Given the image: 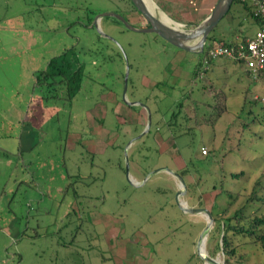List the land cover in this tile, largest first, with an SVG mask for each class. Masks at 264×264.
Wrapping results in <instances>:
<instances>
[{"label": "rangeland", "instance_id": "rangeland-1", "mask_svg": "<svg viewBox=\"0 0 264 264\" xmlns=\"http://www.w3.org/2000/svg\"><path fill=\"white\" fill-rule=\"evenodd\" d=\"M146 2L185 28L213 6ZM106 11L144 24L128 0H0V264H209L197 252L207 216L182 210L178 190L188 207L264 212L256 197L264 195V71L253 75L224 57L205 64L202 51L110 15L100 33L94 15ZM227 16L213 33L229 32ZM250 22L238 38L254 32ZM70 47L84 64L81 87L69 102L43 101V91L31 92V69ZM25 92L41 107L32 110L39 124L23 166L2 107ZM15 179L23 180L18 190ZM212 225L200 250L224 264L221 251L211 256ZM230 241L234 260L264 264V242L242 234Z\"/></svg>", "mask_w": 264, "mask_h": 264}, {"label": "trees", "instance_id": "trees-1", "mask_svg": "<svg viewBox=\"0 0 264 264\" xmlns=\"http://www.w3.org/2000/svg\"><path fill=\"white\" fill-rule=\"evenodd\" d=\"M128 1L130 2L131 8L136 10L133 3L130 0ZM225 15H228V25L227 27L224 26V28H229V32L225 33L224 31H221L220 33H213L216 29V25L207 36L202 50L203 53L214 41L226 42V40L233 35L242 34L243 31L241 29L245 22L248 23V21L251 20L256 25L259 23L258 19L252 12L251 5L243 0H233ZM88 19V21L82 23L83 26H88L92 17H89ZM202 19H204V17L189 21V27L199 23ZM117 21L120 22L119 20ZM224 28H222V30ZM83 76L84 64L80 61L75 49L70 47L60 54L50 57L46 66L37 72L34 85L36 88H39L41 92L43 91V94L41 95L43 101L60 99L62 102H69L80 89ZM179 105L180 104L178 103L177 107H180ZM173 114L175 115L174 112ZM248 125V122L243 124L244 128L248 127ZM232 175L235 176L237 174L232 173ZM256 197L264 202V195ZM209 210L213 218V225L210 229L209 238L210 240H215L214 248L211 250V256L216 252L221 251L225 255L224 264H233L234 261L245 264L240 259L241 255L234 260L236 247L231 243L230 235L242 234L251 238L252 241L263 244L264 212L245 214L243 208L240 207L234 210L231 214L226 213V208H223L218 213L213 211L212 205ZM214 233H216V239L214 238Z\"/></svg>", "mask_w": 264, "mask_h": 264}, {"label": "water", "instance_id": "water-1", "mask_svg": "<svg viewBox=\"0 0 264 264\" xmlns=\"http://www.w3.org/2000/svg\"><path fill=\"white\" fill-rule=\"evenodd\" d=\"M130 1L135 6L136 10L147 21V27H135L131 23H129V21L123 15L111 11L96 13L93 19V26L98 30V32L102 33L99 28L98 22L101 17L110 15L119 20L126 28L130 30L138 32H153L159 35L167 42H169L170 44L175 45L176 47L188 51L200 52L203 50L208 34L217 25L220 19L227 13L233 0H216L212 10L204 19H202L199 23L195 24L194 26L187 28L168 24L166 21L159 18V15H156L150 9L146 0ZM197 36H199L198 41L195 43L191 42ZM178 178L180 180V184L182 186H185L182 177L178 176ZM178 194H183V190H178L177 193V204L182 210L192 213L203 212L206 214L207 221L197 241V252L199 256L205 259L209 264H219L215 259L200 253V244L202 243V239L203 237H205V234L209 230L213 221L210 211L204 207H188L183 205V203L178 201Z\"/></svg>", "mask_w": 264, "mask_h": 264}, {"label": "built area", "instance_id": "built-area-1", "mask_svg": "<svg viewBox=\"0 0 264 264\" xmlns=\"http://www.w3.org/2000/svg\"><path fill=\"white\" fill-rule=\"evenodd\" d=\"M247 1L254 16L258 19L256 29L251 35L234 38L224 41H214L204 52L203 62L224 57L231 61L240 63L244 69L253 75L264 71V0H243ZM201 153H207L205 147Z\"/></svg>", "mask_w": 264, "mask_h": 264}, {"label": "crops", "instance_id": "crops-1", "mask_svg": "<svg viewBox=\"0 0 264 264\" xmlns=\"http://www.w3.org/2000/svg\"><path fill=\"white\" fill-rule=\"evenodd\" d=\"M215 2H216V0H208V4L204 8L205 9H208L211 5L214 6ZM213 6H211V7L213 8ZM212 8H211V10H212ZM248 22L251 23L250 20ZM256 27H257V25H256ZM17 29H20V28H17ZM21 30L26 31L24 28H21ZM28 30H30V29H28ZM238 35L239 34H236V35L230 37L229 39H227V41L228 40H231V39H234V38H238ZM48 60H49V58L46 60V64H47V61ZM220 60H221L220 58L213 59V60L208 61V63L209 64L212 63L213 66H215L218 63H220ZM228 60L229 59H226V58L224 59V61H228ZM212 61H214V62H212ZM208 63H205V64H208ZM46 64L44 65V67L46 66ZM225 67H226L227 70L230 69L229 66H228V63H227V65ZM31 70H32V76H33V81L31 82V84H32L31 92H32L33 89L36 88L35 85H34V82H35V79H36V74H37V72L39 70H37L36 68L31 69ZM27 71H29V69ZM25 93H26V97L24 99L18 100L17 102L16 101L13 102V101L10 100V101H8V103L6 105L4 104L3 107H2V114L5 113V112H10L9 113V116H7V118H5V117L2 118L3 121H6L7 122L6 124L9 125L10 127H14V128L17 129V131L14 132V134L17 135V133H18V135H17V138H18V146H17L16 150L13 152V154L18 155L19 158L22 159V165L23 166L24 165L26 166L25 161H23V152L28 151V145H29V148L30 149L32 148L31 147L32 145L30 143L31 139H30V131L29 130H30V128L34 129L35 125H38L39 124V123H37L35 121V116H34L32 110L35 111L39 107H41L40 106L41 104L38 103V101H39L38 98L34 100V97H32V98L29 97L30 94H31L30 92H25ZM0 95L3 96V95H5V93H0ZM0 99H3L4 100V97H2ZM6 100L7 99H5V101ZM20 102L21 103L23 102V104H21ZM32 103H37L36 106L34 107V109H32ZM1 128L2 127L0 126V130H1ZM23 141L26 142V143H24L25 145L23 144ZM9 152H11V151H9ZM0 164H2V161H0ZM7 164H9V162H7ZM132 179L133 180H136L135 178H132ZM32 180L34 181L35 179L32 178ZM22 183H23V180L22 179L21 180L15 179L14 180V185H15L14 190H18L17 188H18L19 184L21 185ZM2 190H4V188Z\"/></svg>", "mask_w": 264, "mask_h": 264}, {"label": "flooded vegetation", "instance_id": "flooded-vegetation-1", "mask_svg": "<svg viewBox=\"0 0 264 264\" xmlns=\"http://www.w3.org/2000/svg\"><path fill=\"white\" fill-rule=\"evenodd\" d=\"M133 10V9H132ZM127 11V10H126ZM129 11H131V9H129ZM133 11H135L136 13H138L140 16H141V18H142V20H143V25H140L139 27H147L148 26V23H147V21L142 17V15L137 11V10H133ZM127 13V12H126ZM155 13V12H154Z\"/></svg>", "mask_w": 264, "mask_h": 264}, {"label": "bare ground", "instance_id": "bare-ground-1", "mask_svg": "<svg viewBox=\"0 0 264 264\" xmlns=\"http://www.w3.org/2000/svg\"><path fill=\"white\" fill-rule=\"evenodd\" d=\"M183 205H185V204L183 203ZM200 253L203 254V253L201 252V250H200Z\"/></svg>", "mask_w": 264, "mask_h": 264}]
</instances>
